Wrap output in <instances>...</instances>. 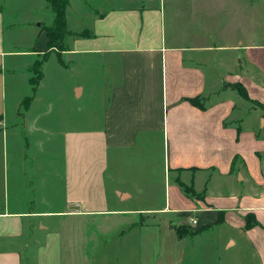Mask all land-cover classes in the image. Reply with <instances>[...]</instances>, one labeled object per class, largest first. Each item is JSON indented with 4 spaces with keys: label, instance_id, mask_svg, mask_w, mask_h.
<instances>
[{
    "label": "crops",
    "instance_id": "obj_1",
    "mask_svg": "<svg viewBox=\"0 0 264 264\" xmlns=\"http://www.w3.org/2000/svg\"><path fill=\"white\" fill-rule=\"evenodd\" d=\"M149 5L94 13L34 91L46 26L6 47L0 10V264H264V97L222 69L223 46L167 41ZM52 54L78 79L40 96Z\"/></svg>",
    "mask_w": 264,
    "mask_h": 264
},
{
    "label": "rangeland",
    "instance_id": "obj_2",
    "mask_svg": "<svg viewBox=\"0 0 264 264\" xmlns=\"http://www.w3.org/2000/svg\"><path fill=\"white\" fill-rule=\"evenodd\" d=\"M135 2L136 0H69L66 9L67 28L76 32L88 31L92 26L94 13L104 12L112 6H131ZM145 3L162 7L167 41L171 38L180 42L194 41L213 47L223 46L220 51L213 52L221 60L222 69L237 73L249 87L248 92L256 91L264 97V0H145ZM0 10L3 14L5 46L22 51L33 45L37 46L40 29L53 23V12L45 0H0ZM71 40L67 36L63 42L66 46H71ZM89 58L85 56L80 60ZM17 59L24 63L30 58L23 56ZM90 64L91 62L85 63V67L80 69L89 72ZM58 66L55 54L50 55L44 69L46 86L40 88V96L47 93L52 95L55 87L61 89L55 85L56 77L59 78L58 81L65 82L63 86L66 92H69L73 83L71 80L78 79L77 74L72 71L77 68L70 66V70L57 71ZM255 75L259 76V87L251 83L255 81ZM84 84L86 113L90 112L92 115L99 106L94 102V95L88 94L94 88L88 86L90 83ZM24 90L20 88L22 93ZM207 234L217 236L216 232ZM185 245L183 241L174 238L166 247L177 253L183 251Z\"/></svg>",
    "mask_w": 264,
    "mask_h": 264
},
{
    "label": "trees",
    "instance_id": "obj_3",
    "mask_svg": "<svg viewBox=\"0 0 264 264\" xmlns=\"http://www.w3.org/2000/svg\"><path fill=\"white\" fill-rule=\"evenodd\" d=\"M47 5L51 8L53 12V23L49 26L44 27L46 36L48 38V46L46 52L42 55L40 60H37L33 66V77L30 79V83L33 87L39 82L41 78L40 65L42 61L48 56L50 51H62L63 41L67 36H78V37H87L89 36L88 31L74 33L67 28L66 21V9L69 5V0H45ZM241 96L248 99L247 91L240 83H235L231 85ZM31 97H27L23 101V105L27 106L30 102ZM190 101L194 105L201 106L197 98H192ZM250 220H247V227L250 225Z\"/></svg>",
    "mask_w": 264,
    "mask_h": 264
},
{
    "label": "built area",
    "instance_id": "obj_4",
    "mask_svg": "<svg viewBox=\"0 0 264 264\" xmlns=\"http://www.w3.org/2000/svg\"><path fill=\"white\" fill-rule=\"evenodd\" d=\"M189 223H190L191 225L196 224V219H195V218H191V219L189 220Z\"/></svg>",
    "mask_w": 264,
    "mask_h": 264
}]
</instances>
